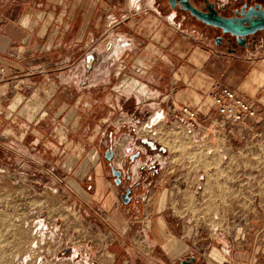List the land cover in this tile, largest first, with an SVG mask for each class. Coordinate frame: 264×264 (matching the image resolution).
Segmentation results:
<instances>
[{
  "label": "rangeland",
  "instance_id": "rangeland-1",
  "mask_svg": "<svg viewBox=\"0 0 264 264\" xmlns=\"http://www.w3.org/2000/svg\"><path fill=\"white\" fill-rule=\"evenodd\" d=\"M139 41L136 53L144 49ZM127 79L133 81L122 77L119 84ZM60 80L74 87L80 76ZM60 98L67 108L52 125H0V264H178L189 255L196 264H229L228 247L250 220H264V148L250 158L241 150L227 159L216 149L207 155L209 139L191 142L178 110L162 113L154 135L143 129L154 113L146 104L121 100L113 110L82 111L75 90ZM70 144L84 152L80 169L67 172L59 166L72 164L62 158ZM88 149L96 153L92 163ZM110 165L121 171L119 185ZM124 188L131 189L127 204L120 199Z\"/></svg>",
  "mask_w": 264,
  "mask_h": 264
},
{
  "label": "crops",
  "instance_id": "crops-1",
  "mask_svg": "<svg viewBox=\"0 0 264 264\" xmlns=\"http://www.w3.org/2000/svg\"><path fill=\"white\" fill-rule=\"evenodd\" d=\"M140 38L145 40L144 49L136 53ZM209 45L200 29L174 21L173 13L162 11L153 0H0V125L5 124V129L52 125L67 108L60 93L73 89L82 99V111L113 110L121 100L134 101L135 108L146 104L154 112L143 126L148 132L162 113L169 115L171 105L176 110L181 104L197 105L213 82L234 90L264 114V43L240 55ZM78 74L77 86L60 80ZM122 77L133 81L119 84ZM120 87L125 89L121 95L124 89ZM195 117L200 118L199 113ZM216 117L209 110L202 125L213 131L211 122ZM247 124L241 130L238 125H227L230 133L225 128L221 131L226 133L227 156L241 150L250 158L258 151L262 132L252 118ZM152 126L151 133L156 135ZM234 130L241 135L236 136ZM68 147L62 158L70 157L72 164L59 167L67 172L78 170L84 147L81 152L77 145ZM88 150L92 163L96 153ZM250 221L251 227L228 247L229 254L225 252L226 263L264 264V220Z\"/></svg>",
  "mask_w": 264,
  "mask_h": 264
},
{
  "label": "built area",
  "instance_id": "built-area-1",
  "mask_svg": "<svg viewBox=\"0 0 264 264\" xmlns=\"http://www.w3.org/2000/svg\"><path fill=\"white\" fill-rule=\"evenodd\" d=\"M2 73L3 68L0 67V74ZM205 99L207 103H204ZM211 109L217 116L215 120L213 119L211 122V126L214 128L213 131H210L209 126L202 125V120L208 118L209 110ZM170 110L173 112L176 109L171 105ZM178 111L182 116L181 122L186 134H189L190 138L192 137L191 142H196L198 144L201 141L203 142V140L209 139L207 142L211 147L206 149L205 153L207 152V155L216 149L217 152H226L223 158L227 159L228 153L225 149V147H227V139L223 135L231 131L230 128H227V125H238L237 129L239 128L241 130L240 127L242 125L248 127L247 120L249 118L254 120L255 126L262 132V142L258 144L257 150L264 148V114L257 111L251 102L244 100L234 90L225 85L218 82L211 83L210 87L203 93V97L200 98L197 105L194 104L191 107L188 104H181ZM195 113H199L200 118H196ZM224 128L226 133L221 132ZM234 133L236 136L241 135L240 132H236L235 130ZM220 139L222 141L220 143L221 145H217L215 142ZM196 177L197 180L200 178L197 172L195 173V178ZM196 188H198V185H196Z\"/></svg>",
  "mask_w": 264,
  "mask_h": 264
},
{
  "label": "flooded vegetation",
  "instance_id": "flooded-vegetation-1",
  "mask_svg": "<svg viewBox=\"0 0 264 264\" xmlns=\"http://www.w3.org/2000/svg\"><path fill=\"white\" fill-rule=\"evenodd\" d=\"M153 1L162 11L168 13L172 12L173 17L180 19L182 24L194 26L203 31L204 34L206 33L210 43L215 48H219L228 54L240 55L248 51H253L259 45L264 43V29L244 35L242 38L239 36H233L229 33L221 32L220 28L207 24L201 19L191 15L187 10L182 9V3H180V0ZM183 2L191 6L198 13L217 15L224 19H231L232 23L239 22L242 25H247L248 21H240L246 13H249V18H252V12L264 13V0H183ZM216 39L218 40V44H215ZM152 125L153 124H150L149 126L151 127ZM150 127L148 128L151 129ZM125 189L126 188H124V190ZM130 195L131 189L129 192V196Z\"/></svg>",
  "mask_w": 264,
  "mask_h": 264
},
{
  "label": "water",
  "instance_id": "water-1",
  "mask_svg": "<svg viewBox=\"0 0 264 264\" xmlns=\"http://www.w3.org/2000/svg\"><path fill=\"white\" fill-rule=\"evenodd\" d=\"M180 3H182V9L187 10L191 15L201 19L207 24H211L213 26H216L220 28L221 32L223 33H229L233 36H239L243 37L244 35L253 33L257 30H262L264 29V13H255L252 12V18H249V13H246L244 17L240 21H248L247 25H242L239 22L232 23L231 19H224L221 17H218L217 15H212L209 13H198L196 10H194L191 6L187 5L186 3L183 2V0H180ZM172 7V5H171ZM256 17V18H255ZM240 38V39H241ZM239 39V41H240ZM241 43V41H240ZM215 44H218V40H215ZM140 143L148 146L150 149H158L161 152L165 151V148L163 146H158L156 145L153 141L148 140L146 138H141ZM138 155V152L134 153L133 155L129 156V160H133L134 157ZM113 156V152L111 147L106 149L104 151V158L107 161H110ZM110 173L111 176L113 177V183L114 184H119L120 182V177H121V171L114 168L113 166L110 165ZM128 178V176H126ZM130 189L126 188L121 194H120V199L123 204H127L130 200L129 196ZM195 257L192 255L183 257L179 260L178 264H196L194 261Z\"/></svg>",
  "mask_w": 264,
  "mask_h": 264
},
{
  "label": "bare ground",
  "instance_id": "bare-ground-1",
  "mask_svg": "<svg viewBox=\"0 0 264 264\" xmlns=\"http://www.w3.org/2000/svg\"><path fill=\"white\" fill-rule=\"evenodd\" d=\"M151 124H153V123H151ZM148 132H150L151 133V129H149V131ZM151 134H153V133H151Z\"/></svg>",
  "mask_w": 264,
  "mask_h": 264
}]
</instances>
